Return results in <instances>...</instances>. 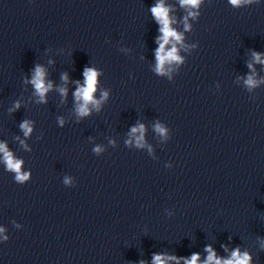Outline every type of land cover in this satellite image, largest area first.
Masks as SVG:
<instances>
[{
	"label": "clouds",
	"instance_id": "9594fccd",
	"mask_svg": "<svg viewBox=\"0 0 264 264\" xmlns=\"http://www.w3.org/2000/svg\"><path fill=\"white\" fill-rule=\"evenodd\" d=\"M230 2L234 6H239L240 4L247 2L251 3L252 0H230ZM182 6L196 8L198 7L200 0H180ZM151 12L156 19V21L160 24V32L161 36L158 38L159 47L156 50V59H157V72L163 73L164 66L166 64H171L173 62H181V57L177 54V44L182 41V35L177 33L172 27V21L169 17V8L166 7L163 3V0H160L154 7L151 8ZM190 16H195V12H189ZM185 27L187 28V17L185 18ZM171 43V48L167 49L166 46ZM254 59L257 63H264V60L261 59V55L259 53H253ZM248 67L252 69V64H249ZM45 73L44 70L37 66L32 77L31 83L33 84L36 94L40 97V101L43 102L45 99V94L49 91L52 87L51 83H45ZM85 81L83 85H79L77 87V91L75 92L76 100L78 101L77 105V113L80 116H86L89 113V104L93 105L97 109L99 108L100 101L94 99V93L96 91L97 85V77L98 73L95 69L86 68L84 71ZM63 79L67 81V76H64ZM245 83L251 88L255 87L257 81L254 79L253 76H249ZM66 89L61 88L60 92L62 95H66ZM104 98L107 97V93L103 94ZM19 107V104L16 105ZM63 123V121H61ZM21 129L24 132L25 136H28L31 131L32 127L29 121L25 120L21 124ZM143 131L144 126L140 125L138 128L134 127L132 129V134L140 132L141 135L137 137V144L139 145L143 140ZM157 131L161 134L164 133V129L157 125ZM99 151V149H97ZM0 153H3V160L7 166V169L16 173V180L19 182H23L28 179L27 173L21 172V165L22 161L15 159L13 154L8 151L6 145L4 143H0ZM2 231V229H0ZM209 255L207 260L204 264H249L250 256L247 253L241 254L239 249H236L232 252L231 258L227 260L221 261L215 255V252L209 247L206 249ZM166 259L175 260L176 257H161L156 255L153 257V264H166ZM199 260L198 254H193L190 260H186L185 264H197ZM143 264V262H141Z\"/></svg>",
	"mask_w": 264,
	"mask_h": 264
}]
</instances>
